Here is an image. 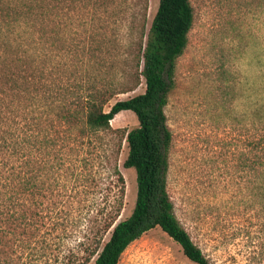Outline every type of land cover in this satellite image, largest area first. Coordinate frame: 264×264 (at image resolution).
Returning <instances> with one entry per match:
<instances>
[{"label": "rangeland", "instance_id": "374dc122", "mask_svg": "<svg viewBox=\"0 0 264 264\" xmlns=\"http://www.w3.org/2000/svg\"><path fill=\"white\" fill-rule=\"evenodd\" d=\"M190 2L194 24L165 109L173 135L168 191L179 222L211 264H264V199L252 190L257 172L244 166L259 137L250 114L264 105V0ZM68 6V25L56 29L60 37L40 32L33 54H9L23 58L12 67L23 84L37 83L42 90L43 84L66 86L62 99L75 115L68 124L57 118L46 122L41 111L28 115L34 100L8 98L17 100L19 120L37 116L57 141L55 150L43 149L38 158L52 160L59 153L68 165L53 173L60 193L55 198L68 204L61 248H37L43 256L29 255L20 264H93L98 243L109 239L136 203V171L124 166L127 134L139 126L136 115L121 112L110 130L86 133L82 110L93 91L115 93L106 112L145 92L136 56L142 26L151 27L159 0H83ZM40 74V83L31 77ZM43 92L40 99L49 104ZM118 264L196 263L156 227L131 243Z\"/></svg>", "mask_w": 264, "mask_h": 264}, {"label": "trees", "instance_id": "16d2710c", "mask_svg": "<svg viewBox=\"0 0 264 264\" xmlns=\"http://www.w3.org/2000/svg\"><path fill=\"white\" fill-rule=\"evenodd\" d=\"M68 2L73 5L83 0H0V264H20L29 255L31 259L38 254L43 256V249L37 248H61L60 233L65 235L68 231V204L56 200L59 184L58 177H53L54 171H63L67 162L59 153L52 160L46 155L38 158L43 149L55 150L57 141L37 116L25 117L23 120L27 122L19 120L18 110L14 109L17 100H8L9 96L19 99L21 95L28 101L34 100L28 103L27 108H31L28 115L41 111L46 122L57 118L68 124L75 117L74 113H68V104L62 99L68 94L66 86L54 88L43 84L42 90L37 83L23 84L22 76L12 70L14 64H23V58L9 55L20 50L26 55L33 54L32 50L38 49L35 44L40 32L57 35L56 29L68 25L71 11ZM55 22L59 25L48 30ZM193 24L190 0H159L151 27L146 31V25L142 26L136 56L138 79L143 78L145 92L116 102L109 112L104 108L114 92L93 91L84 100L82 121L86 133L110 130L111 121L124 111L133 112L139 122L127 134L129 153L124 163L125 168L136 171L135 207L127 219L113 226L103 245L98 243L100 250L91 254L96 255L93 264H118L131 243L156 227L178 243L189 260L211 264L179 222L168 191L173 135L165 109L174 88L177 60L187 48ZM42 75L31 77L39 78L40 83ZM41 91L49 104L40 99ZM55 108L58 109L53 111ZM250 119L258 122L259 137L252 144L254 153L244 166L257 172L259 183L252 190L263 200L264 105L251 112ZM116 219L113 218L108 229Z\"/></svg>", "mask_w": 264, "mask_h": 264}]
</instances>
